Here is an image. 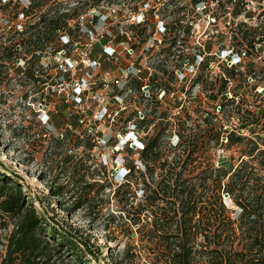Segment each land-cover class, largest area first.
<instances>
[{"label": "rangeland", "instance_id": "obj_1", "mask_svg": "<svg viewBox=\"0 0 264 264\" xmlns=\"http://www.w3.org/2000/svg\"><path fill=\"white\" fill-rule=\"evenodd\" d=\"M43 1L35 0L34 11H31L27 21H22V24L13 16L16 6L21 10L18 4L5 10L1 9V42L9 46L28 38L29 34L25 33L27 25H35L41 21L38 16L43 14L45 18L53 10L52 7L40 8ZM18 23L21 26L18 27ZM230 36V46L236 51L242 48L249 51L248 48L252 49L253 43L264 45V12H257L255 17L245 15L232 23ZM183 46L182 50H187L188 47L184 44ZM17 50V60L11 64L12 69L8 72L4 69L0 76V173H11L12 178L24 187L29 201L38 212L47 215L66 230H78L83 239L90 241L98 255V260L92 264H112L120 261L125 246L137 237L136 234L129 237L128 226L125 220L119 217L122 212L115 197V191L122 183V177H119L122 173L117 170L118 167L126 165L130 169L135 166L136 171H146L141 152L133 150V146L124 150L119 146V135L128 132L129 125L138 121L139 113L134 112H142L145 116L144 126L138 128L145 146L160 137L158 144L162 160L155 162L150 159V168L157 170L154 178L149 176L147 182L153 185L159 181L162 173L160 166L164 165V160L168 169L169 166L175 165V158L179 156L181 164H188L198 177V192H207L199 196L201 201L205 202H214L216 198L212 187L214 178L207 179L210 189L206 190L202 184L205 178L201 173L211 172L213 166L219 168L233 164L237 167L242 162V152L247 150L244 144L230 147L226 141L229 133L236 130L255 140L258 133H261V137L264 136V117L258 119V115L252 116V112H260L261 115L264 110V55L259 59L257 55L251 54L239 69H231L224 75L223 72L213 75L203 73L198 76H180V79L168 70L170 74L150 76L149 84L154 87V92L159 89L166 92L162 99L164 103H149L137 109L129 107L119 111L114 124L111 123L113 126L109 127L108 123L104 128L108 133L107 145L94 148L93 141L87 137L80 138L78 144L72 142L71 135L76 134L73 131L76 124L74 107L63 106L57 97L58 89L55 86V98L48 101L50 114L53 115L52 122L49 125L42 123L38 100L41 101L40 97L50 95L51 89H46L45 86V90L41 92L39 81L32 82L25 73L22 74V68L16 69L19 58L26 62V66L21 67L40 69L39 60L35 57L29 64L28 60L33 56L25 53L23 45L18 46ZM27 56L28 58H25ZM182 62L176 58L167 59L161 65L168 68L182 67ZM161 65L159 68L163 67ZM40 81L47 82L45 75ZM67 91L70 92L69 89ZM229 99H234V103L230 105ZM245 125H248V128H242ZM78 130L81 132L83 127ZM217 133L221 134L218 145L215 140ZM56 137L65 139V143L58 144L54 139ZM67 137L69 138L66 139ZM73 137L76 138L77 135ZM74 138L73 140H76ZM84 172L89 173V183L104 184V190L101 191L100 186H97L94 192L90 193L89 187L83 182L85 180H81L79 176ZM137 175L138 172L134 176ZM61 186L66 187L63 194L53 197L52 187L57 190ZM142 186L143 183L132 189L130 195L134 193L135 197L142 198ZM97 194L98 197L94 198ZM223 199L229 211H237L238 207L229 196L223 194ZM83 202L85 203L78 208ZM204 213L206 210H199V214ZM113 216L117 218L114 220ZM9 223V231L0 233V260L5 254L7 238L14 225L13 222ZM140 263L146 264L145 260Z\"/></svg>", "mask_w": 264, "mask_h": 264}, {"label": "built area", "instance_id": "obj_2", "mask_svg": "<svg viewBox=\"0 0 264 264\" xmlns=\"http://www.w3.org/2000/svg\"><path fill=\"white\" fill-rule=\"evenodd\" d=\"M43 2L40 8L52 7L49 13L53 14L48 13L45 18L37 14L41 21L36 24L39 27L50 24L53 30L49 39H42L49 44L36 52L40 65L36 75L39 78L45 75L47 79L39 81L40 91L50 88L52 93L38 100L40 120L45 125L52 122L48 101L55 98V86L63 106L74 107L75 135L91 139L94 148L107 145L108 133L104 128L108 123L113 126L111 123L114 124L119 111L164 103L166 92L162 89L154 92L150 76L173 73L187 77L222 72L224 75L231 69H239L251 54L259 59L264 55L261 43H253L252 49L247 47L249 51L246 48L236 51L230 46L232 23L245 15L255 17L257 12H264V0ZM14 4L21 8L16 19L21 24L26 22L23 9L34 7V11L35 0H0L2 6ZM20 23L16 25L19 27ZM183 44L188 47L185 51ZM174 58L183 61L182 67L161 65ZM23 65L26 62L19 58L17 68H22V74L26 71ZM160 65L163 67L159 68ZM134 113H139L138 121L119 135V146L123 150L133 146V150L142 152L145 144L139 127L144 126L145 116L142 112ZM79 127H83L81 132ZM130 169L126 165L118 167L122 182Z\"/></svg>", "mask_w": 264, "mask_h": 264}, {"label": "trees", "instance_id": "obj_3", "mask_svg": "<svg viewBox=\"0 0 264 264\" xmlns=\"http://www.w3.org/2000/svg\"><path fill=\"white\" fill-rule=\"evenodd\" d=\"M8 8L9 5H0V10ZM18 8L16 6L13 12L15 19L18 17ZM33 8L23 9L27 17ZM52 30L50 24L45 27H39V24L29 26L25 31L29 34L28 38L9 46L1 42L3 36L0 35V76L4 69L7 72L12 69L11 64L17 60L18 46L23 45L25 53L38 61L36 52L47 46L42 39H49ZM32 59L28 60L29 64L35 60ZM25 74L32 82L41 79L37 77L34 67L29 66ZM228 103L231 105L234 99H229ZM252 114L258 115V119L263 118L264 110L261 115L260 112ZM242 128H248V125ZM262 133L264 135V126ZM260 134L257 135V141L236 130L230 132V147L244 144L247 148L241 154V164L237 167L233 164L229 167L213 166L211 172L201 173L205 178L202 184L206 190L210 189L207 179L214 178V202L201 201L200 194L207 192H198V177L188 164H181L179 156L175 158V165L168 169L164 160V165L160 166L161 179L153 185L148 183L149 176L154 178L157 170L150 168V159L155 162L162 160L158 144L160 137L145 146L141 157L146 171H136L132 166L115 191L122 212L119 217L125 220L129 237L134 234L137 237L125 246L120 261L112 264H141L143 260L146 264H264V136ZM74 135H71L72 142L78 144L80 138H74ZM220 138L221 134L217 133V145ZM54 139L58 144L65 143V139ZM137 172L138 175L134 176ZM88 174L84 172L79 176L85 180L83 182L89 187L90 193L97 186H100L101 191L104 190V184L89 183ZM105 179L108 180L106 176ZM141 183L142 198L135 197L134 193L130 195ZM65 189V186L57 190L52 187L51 194L53 197L60 196ZM223 194L229 196L238 207L237 211H229ZM201 209L206 210V213L199 214ZM113 218L115 220L117 217ZM9 221L14 225L9 232L0 264H92L98 260L90 241L83 239L78 230H66L47 215H42L11 173H0V233L9 231Z\"/></svg>", "mask_w": 264, "mask_h": 264}, {"label": "water", "instance_id": "obj_4", "mask_svg": "<svg viewBox=\"0 0 264 264\" xmlns=\"http://www.w3.org/2000/svg\"><path fill=\"white\" fill-rule=\"evenodd\" d=\"M226 196H228V195H226Z\"/></svg>", "mask_w": 264, "mask_h": 264}]
</instances>
